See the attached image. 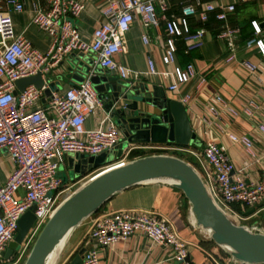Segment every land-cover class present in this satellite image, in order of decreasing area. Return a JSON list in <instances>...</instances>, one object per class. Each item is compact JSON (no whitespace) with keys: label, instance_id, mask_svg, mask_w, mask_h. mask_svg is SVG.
<instances>
[{"label":"built area","instance_id":"2783aa9c","mask_svg":"<svg viewBox=\"0 0 264 264\" xmlns=\"http://www.w3.org/2000/svg\"><path fill=\"white\" fill-rule=\"evenodd\" d=\"M6 4L8 10L0 11V151L8 153L15 167L6 182L0 184V264H24L49 218L86 181L81 185L79 182L141 157H132L134 150H143L146 155H174L190 162L228 216L233 213L250 220V230L264 233V223L252 221L264 210V146L259 147L249 134L226 131L231 142L243 152L241 163L230 157L226 144L209 137L202 139V148L195 144L172 142L132 143L120 157L90 170L83 178H68L65 182L64 176L60 175V170H69L70 155L98 156L123 141L122 130L109 114L99 120L95 128H87L86 121L104 107L91 80L98 67L113 71L120 79L130 83L141 80L139 71L117 59L118 54L125 50L126 34L133 24L141 23L145 44L151 42L149 28L164 26L161 59L166 67L172 69L160 70L155 58L149 56L148 74L161 76L168 81V89L176 91L198 75L194 62L187 63L185 67L177 64L181 41L185 44L184 52L189 54L194 46L200 45L213 32L226 46L224 61L232 63L238 60L242 30L232 22L237 9L234 1L98 0L103 21L90 37H86L74 19L86 10L87 0H47V7L37 8L33 16L34 24L51 36L47 52L40 51L23 34L15 32L11 10L23 11L24 4L18 0H6ZM211 20L216 21L214 30L208 25ZM192 23L200 25L194 29ZM252 25L254 34L245 40V44L247 47L256 45L264 54V39L260 37L263 28L255 20ZM75 51L93 56L90 74L81 83L67 89L51 88L48 73ZM240 63L251 73L259 69L249 60ZM38 73L44 80L42 87L31 84L15 93L18 79ZM48 89L50 94L46 93ZM181 101L187 106L191 101L190 94L183 95ZM259 109L260 104L255 99L239 109L222 95L215 94L203 120L209 127L224 131L217 120L225 113L252 118ZM258 127L264 134V124ZM255 170L258 177L252 175ZM33 207L36 208L35 221L31 229L19 251L7 259L5 252L19 231V220ZM136 232L144 234L157 245L169 247L171 259L179 264H193L189 258V242L177 232L172 222L163 215L142 209L93 214L86 236L72 249L63 264L82 247H86L82 264H100L102 250L129 240ZM229 257V263L246 264ZM213 264L221 263L217 261Z\"/></svg>","mask_w":264,"mask_h":264},{"label":"crops","instance_id":"0c3cea01","mask_svg":"<svg viewBox=\"0 0 264 264\" xmlns=\"http://www.w3.org/2000/svg\"><path fill=\"white\" fill-rule=\"evenodd\" d=\"M24 4L23 11L11 10L16 34H23L31 44L42 52H47L51 44V36L41 30L33 22L35 11L39 7L46 8L47 0H18ZM173 3L178 0H172ZM203 1H225L236 3L237 9L232 16V22L241 27L242 39L238 47V60L232 63L224 61L226 46L224 42L216 38L210 32L205 40L194 46L189 54L180 48L177 64L185 67L187 63L194 62L198 75L187 84L176 91H170L167 87L168 81L161 76L148 74L147 58L152 56L160 70L172 68L162 63L164 53L165 31L161 28H149L148 34L151 42L145 44L142 39L144 29L141 23L135 22L126 34L125 50L118 54L117 59L129 68L141 73V80L151 85L162 88L166 97L180 102L183 95L190 94L191 101L185 106L189 115L193 131L201 138L198 142L202 148L203 140L209 137L217 142L226 144L230 157L238 163L242 162L243 152L228 138L226 131L238 134H249L255 139L258 146H264V134L258 125L264 124V54L253 45L247 47L245 40L254 34L252 21H258L263 28L260 35L264 39V0H203ZM12 9V8H11ZM8 10L6 0H0V11ZM84 36L90 37L95 29L103 21L102 13L98 6V0H87L86 10L79 18L74 19ZM197 24V23H194ZM209 27L214 30L216 22L211 20ZM92 58L91 54H85ZM249 60L258 65L259 69L251 73L241 65L240 61ZM71 60L69 56L48 77H57L59 89H67L78 82L69 74ZM101 69L103 75H111L110 70ZM202 78L205 79L202 82ZM215 94H220L225 100L236 108L242 109L246 103L255 99L260 104V109L249 118L244 115L232 116L225 113L223 118L217 120L224 131H218L203 120L207 115V109ZM102 110L89 116L86 121L87 128H95L99 120L107 116ZM15 164L9 159L5 150L0 151V184L6 182L9 174L13 171ZM253 177H258L257 171ZM120 209H142L156 212L167 217L174 225L177 232L189 242L190 260L193 264H221L229 263V255L211 238L205 231L196 225V218L190 209V204L181 190L163 182H150L139 184L115 195L108 201L100 212ZM92 225V216L78 226L73 233L79 229V237L73 249L86 236ZM70 254V253H69ZM68 256L60 263L66 262ZM70 259L68 260V262ZM100 264H179L171 259V249L155 244L147 236L140 232L134 233L129 240L120 241L115 245L101 251Z\"/></svg>","mask_w":264,"mask_h":264},{"label":"water","instance_id":"95a60500","mask_svg":"<svg viewBox=\"0 0 264 264\" xmlns=\"http://www.w3.org/2000/svg\"><path fill=\"white\" fill-rule=\"evenodd\" d=\"M69 60L71 63L67 77L81 83L90 74L93 59L83 52L75 51L69 55ZM99 68L95 70L91 80L104 103V110L120 127L124 138L120 145L98 156L70 155V179L85 175L92 168L120 157L132 143L199 144L182 102L167 98L157 85L130 83L120 79L113 71H110L111 75H103ZM52 72L53 70L48 75ZM56 78H49L51 88L59 84ZM31 84L43 86L41 73L18 79L15 93ZM46 93L50 94V90ZM67 180L68 176L64 175V181ZM150 182L168 183L181 190L195 215L196 225L209 231L211 239L228 255L246 264L264 263V233L254 232L248 226L234 222L216 203L201 175L190 162L174 155L151 154L104 170L81 185L49 218L24 264H50L61 243L66 239L68 241L78 226L97 213L115 195ZM35 209L33 207L20 218L19 231L5 252L7 259L19 251L35 221ZM85 251L86 247L80 248L66 264H82ZM61 255L62 253L55 264H58Z\"/></svg>","mask_w":264,"mask_h":264},{"label":"rangeland","instance_id":"374dc122","mask_svg":"<svg viewBox=\"0 0 264 264\" xmlns=\"http://www.w3.org/2000/svg\"><path fill=\"white\" fill-rule=\"evenodd\" d=\"M184 158H188L187 155H183ZM71 171L70 170H66V169H62L60 170V175L64 176V175H67L68 178L70 179V176H71ZM87 174V173H86ZM85 174V175H86ZM84 175L81 176V178H83ZM85 181H87L86 178H83L80 182H79V185H81L82 183H84ZM253 210L251 212H249L248 214L252 213ZM252 221H261L264 223V210L261 211L260 213H258L257 216L253 217L252 218ZM249 224V222L247 223ZM17 234V233H16ZM79 237V229L73 233L72 237H71V244H75L77 242V239ZM72 251V248H71V245H70V241L66 244L63 252H62V255L58 261V264H60L68 255L69 253Z\"/></svg>","mask_w":264,"mask_h":264},{"label":"bare ground","instance_id":"6f19581e","mask_svg":"<svg viewBox=\"0 0 264 264\" xmlns=\"http://www.w3.org/2000/svg\"><path fill=\"white\" fill-rule=\"evenodd\" d=\"M111 169V168H110ZM193 213V212H192ZM195 216V215H194ZM229 217L234 221L236 222L237 224H240V225H245V226H248V222H250V220H245V219H242V218H239L238 216H235L233 213H230L229 214ZM205 233L207 235H209V231H205ZM67 239L61 243V245L58 247V249L55 251V253L53 254L52 258H51V261H50V264H55L59 255L62 253V251L64 250L66 244H67Z\"/></svg>","mask_w":264,"mask_h":264},{"label":"trees","instance_id":"16d2710c","mask_svg":"<svg viewBox=\"0 0 264 264\" xmlns=\"http://www.w3.org/2000/svg\"><path fill=\"white\" fill-rule=\"evenodd\" d=\"M214 22H216L215 20H214ZM210 24V23H209ZM208 24V25H209ZM200 24H194V23H192V26H193V28L195 29L196 27H198ZM250 38V37H249ZM248 39V38H247ZM182 47H185V44H184V42H180L179 43V51H180V48H181V50L183 49ZM183 51V50H182ZM144 155H146L145 154V152L143 151V150H134L132 153H131V156L132 157H137V156H144ZM93 169H95V168H92L91 170H93ZM103 208V207H102ZM102 208L98 211V212H100L101 210H102ZM249 212H251V211H249Z\"/></svg>","mask_w":264,"mask_h":264}]
</instances>
